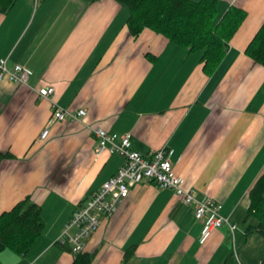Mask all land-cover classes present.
<instances>
[{
  "label": "crops",
  "instance_id": "1",
  "mask_svg": "<svg viewBox=\"0 0 264 264\" xmlns=\"http://www.w3.org/2000/svg\"><path fill=\"white\" fill-rule=\"evenodd\" d=\"M231 4L248 13L211 74L202 51L149 27L133 37L117 0H16L0 12V60L34 71L29 84L0 83V152L12 153L0 158V213L29 197L45 221L26 253L3 249L0 264L73 262L58 242L66 222L125 162L118 152L96 156L92 124L131 132L147 154L170 147L185 185L222 203L238 227L224 223L200 239L194 206L146 178L101 215L85 241L91 264H237L236 253L240 264L264 263V237L245 233L249 190L264 169V66L245 49L264 23V0H219L220 13ZM48 85L55 93L41 97ZM54 104L88 112L53 123L41 141Z\"/></svg>",
  "mask_w": 264,
  "mask_h": 264
},
{
  "label": "trees",
  "instance_id": "2",
  "mask_svg": "<svg viewBox=\"0 0 264 264\" xmlns=\"http://www.w3.org/2000/svg\"><path fill=\"white\" fill-rule=\"evenodd\" d=\"M16 0H0V12L10 10ZM128 6V28L133 37L146 28L165 35L170 42L178 43L190 50L202 51L203 68L213 73L224 59L229 41L238 31L247 16L242 6L231 4L220 13L219 0H117ZM247 54L264 66V23L245 49ZM12 155L1 153L0 158ZM254 216L255 221H249ZM246 236L264 237V169L249 190ZM45 226L42 206L29 197L14 203L0 213V251L12 249L23 255L33 245ZM71 264H91L95 253L85 250L74 251ZM135 251L131 246L125 253L127 261Z\"/></svg>",
  "mask_w": 264,
  "mask_h": 264
},
{
  "label": "built area",
  "instance_id": "3",
  "mask_svg": "<svg viewBox=\"0 0 264 264\" xmlns=\"http://www.w3.org/2000/svg\"><path fill=\"white\" fill-rule=\"evenodd\" d=\"M38 2L39 0H36V3ZM33 72L31 67L22 63H17L11 69L7 66L6 59L0 60V83L8 78L16 84L25 83L26 85L29 84ZM38 93L41 97L53 95L55 87L52 85L41 87ZM51 110L50 119L38 136L41 141L46 139L53 123L63 120H83L88 112L84 108L70 109L56 104ZM90 127L96 137V156L100 157L105 152L110 154L118 152L124 157L125 162L114 175L103 182L100 189L88 197L85 203L75 208L63 228V233L58 238L59 243L70 244L74 251L84 250L85 241L101 224V215L114 214L120 201L128 197L132 186L138 185L146 178L161 188H173L186 203L194 206L195 216L203 224L200 239L205 240L213 229L220 228L224 223L229 225L232 233L235 232L238 225L230 222L228 216L222 213V203L210 196L202 199L193 189L185 185V178L177 174L174 169L170 147L158 148L147 154L133 147L131 132L119 134L101 125L92 124Z\"/></svg>",
  "mask_w": 264,
  "mask_h": 264
},
{
  "label": "rangeland",
  "instance_id": "4",
  "mask_svg": "<svg viewBox=\"0 0 264 264\" xmlns=\"http://www.w3.org/2000/svg\"><path fill=\"white\" fill-rule=\"evenodd\" d=\"M251 221H255V222H257V221L255 220V217H254V216H252ZM239 223H240V225L243 224L241 221H240ZM235 259H236V261L238 262L237 264H240V262H239V260H238V255H237V253H236V254H232L230 261L235 260Z\"/></svg>",
  "mask_w": 264,
  "mask_h": 264
}]
</instances>
